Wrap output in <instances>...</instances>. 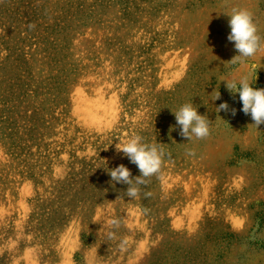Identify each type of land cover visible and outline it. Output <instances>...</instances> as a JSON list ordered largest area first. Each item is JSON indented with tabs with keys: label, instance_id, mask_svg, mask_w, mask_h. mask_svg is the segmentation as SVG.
I'll use <instances>...</instances> for the list:
<instances>
[{
	"label": "rangeland",
	"instance_id": "1",
	"mask_svg": "<svg viewBox=\"0 0 264 264\" xmlns=\"http://www.w3.org/2000/svg\"><path fill=\"white\" fill-rule=\"evenodd\" d=\"M238 5L264 33V0H0V264H264V124L218 84L264 89V59L226 63ZM134 134L167 153L138 198L108 174L140 175Z\"/></svg>",
	"mask_w": 264,
	"mask_h": 264
},
{
	"label": "clouds",
	"instance_id": "2",
	"mask_svg": "<svg viewBox=\"0 0 264 264\" xmlns=\"http://www.w3.org/2000/svg\"><path fill=\"white\" fill-rule=\"evenodd\" d=\"M228 17V27L230 33L227 40L233 43L237 53L228 64H240L246 66L247 62H255V72L261 67V60L264 59V33L258 28L252 10L244 6H233L230 11L223 13ZM256 78V76H255ZM255 80V79H254ZM254 80L248 76H242L237 79L232 76L229 79H220L223 81L228 92L232 95L238 93L241 111L245 115H250L252 124L256 130L264 124V89H256L251 85ZM215 91L213 101L220 99V93ZM215 111L229 112L232 116L236 115V109L229 108V105L221 103ZM175 117L176 125L179 127V135L189 141L207 140L211 136L212 121L207 115L198 113V108L191 102L185 103L177 110L172 111ZM217 119L221 120L218 116ZM116 149L126 156L130 163L136 165L140 175L132 177L131 171L123 164L109 171L111 180L115 183L127 185L126 195L130 198H138L141 192V185H146L149 179L161 173L167 153L160 143H145L144 138L138 134L132 135L122 144H117ZM188 155L194 156V151H189ZM150 195V193L148 194ZM109 224L113 227H119V221L112 219ZM243 221H238L235 227L242 228ZM109 239H114L113 232L108 233Z\"/></svg>",
	"mask_w": 264,
	"mask_h": 264
}]
</instances>
